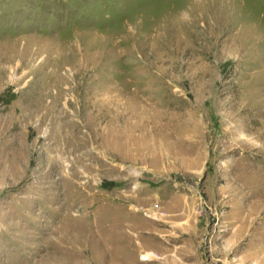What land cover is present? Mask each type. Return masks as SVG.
<instances>
[{
  "label": "rangeland",
  "instance_id": "374dc122",
  "mask_svg": "<svg viewBox=\"0 0 264 264\" xmlns=\"http://www.w3.org/2000/svg\"><path fill=\"white\" fill-rule=\"evenodd\" d=\"M57 262L264 264V0H0V264Z\"/></svg>",
  "mask_w": 264,
  "mask_h": 264
},
{
  "label": "bare ground",
  "instance_id": "6f19581e",
  "mask_svg": "<svg viewBox=\"0 0 264 264\" xmlns=\"http://www.w3.org/2000/svg\"><path fill=\"white\" fill-rule=\"evenodd\" d=\"M148 213H149L148 215H150L151 217H154V218H155L156 214H154V213H152V212H148ZM146 257H147L148 260L151 259L149 255H147ZM93 261H94V260H93ZM56 264H63V263H59V262H57ZM93 264H97V262H96V263H93Z\"/></svg>",
  "mask_w": 264,
  "mask_h": 264
},
{
  "label": "built area",
  "instance_id": "2783aa9c",
  "mask_svg": "<svg viewBox=\"0 0 264 264\" xmlns=\"http://www.w3.org/2000/svg\"><path fill=\"white\" fill-rule=\"evenodd\" d=\"M143 260H145V259H143Z\"/></svg>",
  "mask_w": 264,
  "mask_h": 264
}]
</instances>
